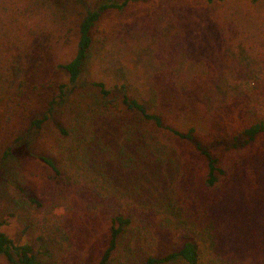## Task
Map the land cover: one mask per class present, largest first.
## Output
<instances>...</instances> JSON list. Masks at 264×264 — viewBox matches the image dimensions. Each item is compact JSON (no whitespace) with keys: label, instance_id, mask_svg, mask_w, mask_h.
I'll return each instance as SVG.
<instances>
[{"label":"trees","instance_id":"trees-1","mask_svg":"<svg viewBox=\"0 0 264 264\" xmlns=\"http://www.w3.org/2000/svg\"><path fill=\"white\" fill-rule=\"evenodd\" d=\"M131 1L105 0L87 9L78 26L75 56L60 66L68 75L67 83L59 89L61 98H67L81 83L97 25L108 12H122ZM252 1L258 5L263 2ZM31 2L0 0V77L7 81L14 64L9 53L28 54L32 40L47 31L35 22V6L39 5ZM206 2L207 11L198 18L214 23L225 11V2ZM171 23L182 29L186 38L165 47L166 51L173 47L178 53L187 52L194 63L191 49L209 47L211 34L205 33L197 45L194 35L198 21L166 5L138 21L134 30L121 27L126 38L114 40L117 50L107 52L110 58L103 69L112 70L127 53L161 40ZM246 33L264 43L260 25ZM158 55L159 64L171 61ZM224 55L223 50L211 49L210 54L200 56L199 63L213 70L201 87L162 83L167 90L162 91L164 96L176 93L179 99L175 103L166 100L162 107L177 113L178 120H186V130L166 124L162 114L151 112L144 102L128 95L121 103L124 108L114 110L111 105L116 101L110 100L106 84L93 83L102 98L94 111L109 113V117L102 114L107 118L104 133L98 132L96 115L58 127L54 156L41 158L51 169L43 193L49 204L43 202L42 195L28 196L37 211L47 210L35 226L37 239L42 241L52 234L56 238L66 236L78 250L96 245L99 236V245H103L97 264H109L117 254L127 262L147 255L144 264H264V96L245 100L240 110L231 114V121L218 130L207 127L208 120L212 124L217 121L204 114L202 100H186L194 99L195 89H220L226 70L222 66L227 60ZM173 59L170 65L175 66L178 59ZM22 88L20 85L19 90ZM0 98L4 99L2 88ZM54 104L50 103L43 118L32 121L33 127L41 130L47 124ZM238 167V180L232 184L229 180ZM170 224L176 226L173 233L177 243L172 251L163 255L143 252L140 242L150 234L155 237ZM0 256L10 264H42L30 244L16 243L1 229Z\"/></svg>","mask_w":264,"mask_h":264},{"label":"rangeland","instance_id":"rangeland-1","mask_svg":"<svg viewBox=\"0 0 264 264\" xmlns=\"http://www.w3.org/2000/svg\"><path fill=\"white\" fill-rule=\"evenodd\" d=\"M50 1L48 5L46 0H32L31 3L40 6H35V22L47 27V31L32 40L28 54L9 53V56L13 54L14 59L11 77L8 81L0 77V88L4 95V99L0 98V229L18 244H30L42 264H97L103 245H99V236L94 241L96 245L90 244L78 250L66 236L56 238L52 234L45 240L37 239L35 226L47 210L37 211L28 196L42 195L43 202L49 204L43 193L51 169L41 158L54 156L58 127L96 115L98 132L103 134L107 118H103L102 114L106 110L94 111L97 100L102 98L99 88L93 86L95 82H103L111 91L110 100L116 101L111 105L114 110H118L116 107L124 108L121 103L128 95L144 102L151 112L162 114L166 124L186 130V120H178L177 113H169L165 105L162 107L166 100L172 103L179 100L176 93L172 97L164 96L162 91L167 90L163 84H174L178 88L183 84H190V88L201 87L200 83L205 82L213 70L200 64L199 58L210 54L211 49L225 52L224 60H227L222 64L226 69L222 85L220 89H195L194 99L189 97L186 100H202L204 114L217 121V124H212L208 120L207 127H217V130L225 127L231 121V114L239 111L245 100H259L264 96V43L260 44V39L257 40L255 35L246 33L260 25L264 40V0L259 5L252 0H224L226 9L214 23H203L198 18L207 11L206 0H132L122 12L111 10L94 30V45L79 87L65 99L60 97L59 89L67 83L68 75L60 66L75 56L78 26L87 9L105 0ZM115 1L122 3L124 0ZM20 2L28 4V0ZM166 5L198 21L194 35L198 37L195 39L197 45L205 39V33L211 34L209 47L205 49L200 45L197 49H191L193 56L190 58L194 63L187 52L178 53L173 47L166 51L165 47L186 38L185 32L171 23L164 29L161 40L150 43L143 50L127 53L112 70L103 69L110 58V55L106 56L107 52L117 50L113 46L114 40L126 38V32L123 34L120 31L121 27L134 30L138 21H144ZM158 54L162 58L168 56L171 61L167 59L159 64ZM175 57L177 64L170 65ZM210 64L213 62L210 61ZM20 85L23 86L22 90H19ZM53 101V114H50L47 124L41 130L33 127L32 121L48 114ZM105 115L109 117V113ZM262 143L264 147V139ZM238 164H242V160ZM238 170L239 167L234 171L230 183L238 180ZM175 230L174 224L168 228L162 227L155 237L150 234V238H144L139 247L146 254L154 251H158L155 255L166 254L176 246ZM146 256L127 262L117 254L109 264H144ZM0 264L10 263L0 256ZM166 264L181 263L174 261Z\"/></svg>","mask_w":264,"mask_h":264}]
</instances>
